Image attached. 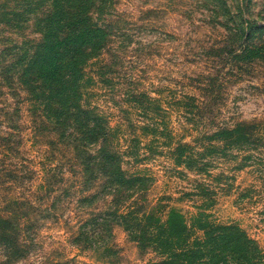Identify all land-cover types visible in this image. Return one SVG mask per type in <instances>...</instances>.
Segmentation results:
<instances>
[{"label":"rangeland","instance_id":"obj_1","mask_svg":"<svg viewBox=\"0 0 264 264\" xmlns=\"http://www.w3.org/2000/svg\"><path fill=\"white\" fill-rule=\"evenodd\" d=\"M53 1L0 0V217L12 219L26 250L10 258L0 243V264H150L156 254L141 253L123 227L104 231L92 221L110 208L105 176L89 177L72 137L59 138L44 104L37 108L19 79L38 52ZM84 4L108 32L86 65L88 98L114 131L124 169L150 177L147 192L136 196L188 217L211 204L214 220L240 226L264 249V57L230 56L241 53L237 33L249 21L264 26V0ZM250 44L264 47V27ZM241 121L255 123L263 141L231 145L208 173L175 164L179 142L203 151L215 129ZM199 184L215 192L211 200Z\"/></svg>","mask_w":264,"mask_h":264},{"label":"trees","instance_id":"obj_2","mask_svg":"<svg viewBox=\"0 0 264 264\" xmlns=\"http://www.w3.org/2000/svg\"><path fill=\"white\" fill-rule=\"evenodd\" d=\"M53 2L55 7L42 20L43 38L38 52L24 67L19 79L26 85L36 107L44 104V118L52 123L59 138L72 137L71 145L81 157L89 177L98 170L105 176L103 190L111 196L110 208L92 221L99 220L104 231H110L114 225L123 227L141 253L156 254L157 260L150 264H264V249L258 241L238 225L214 220L207 210L211 204L201 205L188 217L177 207L168 209L161 203L146 205L136 196L147 192L150 177L141 171L124 169L122 155L113 143L114 131L88 98L87 88L92 78L87 74L86 65L90 57L97 56L106 45V26L92 20L84 0ZM263 27L249 21L247 27L237 33L241 53L232 51L230 56L264 57L262 45L250 44L254 32L263 31ZM133 100L144 105L137 97ZM143 107L146 112L153 111L151 106ZM44 118L43 129L48 127ZM260 138L255 123L241 121L215 129L205 139L207 142H202L203 151L179 142L172 148L173 160L177 166L199 174L208 173L215 157L226 155L231 145L254 146L256 141H263ZM93 143H98L96 150L89 146ZM197 188L202 198L214 197L215 192L204 184ZM17 232L11 218L0 217V243L10 258L21 257L26 251L19 244Z\"/></svg>","mask_w":264,"mask_h":264}]
</instances>
